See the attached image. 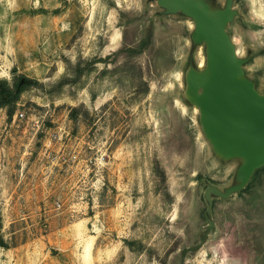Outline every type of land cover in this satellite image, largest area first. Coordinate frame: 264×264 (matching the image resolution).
I'll list each match as a JSON object with an SVG mask.
<instances>
[{
    "label": "rangeland",
    "instance_id": "1",
    "mask_svg": "<svg viewBox=\"0 0 264 264\" xmlns=\"http://www.w3.org/2000/svg\"><path fill=\"white\" fill-rule=\"evenodd\" d=\"M231 9L264 93V0ZM193 29L157 0H0V82L31 81L0 106V264H264V165L205 198L241 159L183 96Z\"/></svg>",
    "mask_w": 264,
    "mask_h": 264
},
{
    "label": "water",
    "instance_id": "2",
    "mask_svg": "<svg viewBox=\"0 0 264 264\" xmlns=\"http://www.w3.org/2000/svg\"><path fill=\"white\" fill-rule=\"evenodd\" d=\"M157 2L167 12H181L194 20L192 40L204 43L208 60L204 69L188 66L191 74L186 70L185 85L200 110L199 123L213 151L222 159H241L234 184L223 191L207 187L205 198L211 203L210 194L228 196L264 165V93L244 76L243 60L236 56L226 32V24L235 13L232 0H226L220 9L205 0Z\"/></svg>",
    "mask_w": 264,
    "mask_h": 264
},
{
    "label": "trees",
    "instance_id": "3",
    "mask_svg": "<svg viewBox=\"0 0 264 264\" xmlns=\"http://www.w3.org/2000/svg\"><path fill=\"white\" fill-rule=\"evenodd\" d=\"M31 81L26 80L25 83H16V88L15 89H10L6 87L4 82H0V106L5 105L11 101H13L18 93L23 89L25 84L29 83ZM12 109L9 110L8 114L11 115Z\"/></svg>",
    "mask_w": 264,
    "mask_h": 264
},
{
    "label": "bare ground",
    "instance_id": "4",
    "mask_svg": "<svg viewBox=\"0 0 264 264\" xmlns=\"http://www.w3.org/2000/svg\"><path fill=\"white\" fill-rule=\"evenodd\" d=\"M204 44V43H203ZM205 46V45H204ZM206 53V52H205ZM207 60H208V56L205 54V59H204V63H202V61L200 60L198 66L202 68L201 69H204L206 68V64H207ZM191 74V68H189L187 70V75H190ZM183 96L186 100H188L190 103H192L194 105V108L200 112L199 108L195 105V103L193 102V98H192V95L191 93L189 92L188 88H187V85H185L184 89H183ZM186 106V105H185ZM212 147V146H211ZM213 149V148H212ZM214 150V149H213ZM220 157V156H219Z\"/></svg>",
    "mask_w": 264,
    "mask_h": 264
},
{
    "label": "built area",
    "instance_id": "5",
    "mask_svg": "<svg viewBox=\"0 0 264 264\" xmlns=\"http://www.w3.org/2000/svg\"><path fill=\"white\" fill-rule=\"evenodd\" d=\"M21 114V113H20Z\"/></svg>",
    "mask_w": 264,
    "mask_h": 264
}]
</instances>
